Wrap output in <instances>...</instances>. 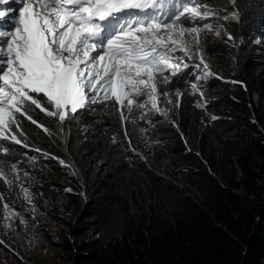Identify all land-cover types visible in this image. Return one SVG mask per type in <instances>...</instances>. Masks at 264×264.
<instances>
[{"label":"trees","instance_id":"trees-1","mask_svg":"<svg viewBox=\"0 0 264 264\" xmlns=\"http://www.w3.org/2000/svg\"><path fill=\"white\" fill-rule=\"evenodd\" d=\"M232 9L240 12L228 25L234 39L220 52L233 57L228 62L238 68L231 76L246 89L233 93L226 87L227 119L216 126L207 153L195 147L166 177L141 157L147 143L182 142L180 132L198 116L197 96L187 89L178 127L122 122L118 106L103 105L59 123L32 106L30 115L40 127L17 114L27 137L18 138L28 147L0 142V149H10L0 150L6 174L0 178V228L11 197L6 180L32 175L42 156L66 153L88 184L80 217L71 226L76 239L62 244L71 264H264V63L250 56L255 42L264 39V0H237ZM183 74L182 84L191 77L190 71ZM177 85L173 81L161 91L174 94ZM139 115L133 108L132 116ZM46 163L55 167L50 159ZM93 235L99 238L91 240Z\"/></svg>","mask_w":264,"mask_h":264},{"label":"snow or ice","instance_id":"snow-or-ice-1","mask_svg":"<svg viewBox=\"0 0 264 264\" xmlns=\"http://www.w3.org/2000/svg\"><path fill=\"white\" fill-rule=\"evenodd\" d=\"M220 10L207 0H0V142L28 147L18 138L27 137L16 114L40 127L30 115L32 106L59 123L95 105L118 106L122 122L135 123L150 111L166 118L168 110L158 106L164 94L159 86L189 67L184 58L191 59L205 30L213 31L207 21ZM239 17L234 10L220 18ZM233 39L227 34L228 41ZM201 64L199 79L207 80L214 74L202 55L194 67ZM133 105L145 111L133 117ZM12 170L19 172L15 164ZM5 177L0 168V178ZM22 191L31 202L28 190ZM3 207L6 219L19 215Z\"/></svg>","mask_w":264,"mask_h":264},{"label":"rangeland","instance_id":"rangeland-1","mask_svg":"<svg viewBox=\"0 0 264 264\" xmlns=\"http://www.w3.org/2000/svg\"><path fill=\"white\" fill-rule=\"evenodd\" d=\"M219 1L216 6L223 9L219 11V17H212L207 21L212 24L213 31L205 30L201 34L200 45L192 47L194 55L191 59L184 58V62L189 67H181L177 76L171 78L172 82L178 80L179 85L175 89H179V96L175 89L174 94L164 92L159 96L158 106L168 110L167 117L150 111L145 119H140L153 128L162 125L178 127L179 107L184 96L183 91L187 89L188 92L197 96V119L192 120L188 129L185 131L182 129L180 132L181 143L178 144L176 141H167L164 144L160 142L147 143L144 150L141 151L142 159L150 167L155 168L157 173L165 177L169 175L172 166L178 163L181 158L193 153L195 147L202 145L204 153L208 152L213 146V141L216 140L214 138L216 126L219 122L227 119L228 107L222 106L225 103L222 100V96L226 94L225 91L228 88L229 92L236 93L238 87L246 89L244 82L231 76L237 72L238 68L235 62H228V60H233V57L229 58L220 52L224 46L230 44L227 40L228 25L236 20L220 18L230 16L234 10L232 9L233 4L229 0ZM207 2L212 4L210 0ZM216 31L220 32L219 36L215 34ZM188 39L191 40V37ZM255 43L250 56L262 65L264 63V39L260 38ZM213 44L218 46L214 47ZM176 55L183 56V53L178 51ZM201 55L214 74L207 80L199 79L203 65L201 64L199 68L194 67L200 63ZM187 71H190L191 77L182 84L179 78ZM262 75H264V71ZM170 83L161 84L159 91L163 93L161 89L164 90V86ZM192 84H195L199 91L194 90L191 87ZM229 92L227 91V93ZM41 98L43 99L42 94ZM229 98L235 99V94H231ZM169 99L172 103H168ZM257 100L261 101V98H257ZM177 101H179L178 105ZM133 108L140 114L145 111V109H138L135 105ZM212 116H216L217 119L212 120ZM148 120H151V123H148ZM159 145L162 148L161 152L155 149ZM49 159L52 160V165L55 167L47 165L46 162ZM34 165L41 166H37L32 175L18 177L10 187L8 196L11 197L7 198L10 199L7 205L9 209L19 215L6 219V212L3 209L4 223L0 228V240L4 243L0 253V264H71L70 255L62 244L73 243L76 239V236L72 234L71 226L80 217L88 184L66 153L62 158L42 156L41 159L34 161ZM22 189H27L31 194V202L25 198ZM67 189H71V191H67ZM21 219L26 223H21ZM98 238L99 235H93L91 240ZM100 239H103L102 235Z\"/></svg>","mask_w":264,"mask_h":264}]
</instances>
